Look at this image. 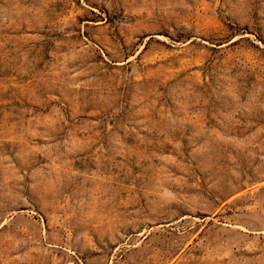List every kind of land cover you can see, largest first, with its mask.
I'll return each instance as SVG.
<instances>
[{"label":"rangeland","instance_id":"374dc122","mask_svg":"<svg viewBox=\"0 0 264 264\" xmlns=\"http://www.w3.org/2000/svg\"><path fill=\"white\" fill-rule=\"evenodd\" d=\"M0 264H264V0H0Z\"/></svg>","mask_w":264,"mask_h":264}]
</instances>
